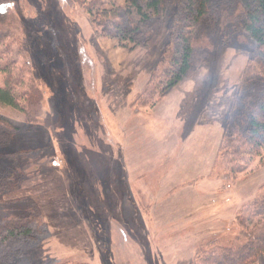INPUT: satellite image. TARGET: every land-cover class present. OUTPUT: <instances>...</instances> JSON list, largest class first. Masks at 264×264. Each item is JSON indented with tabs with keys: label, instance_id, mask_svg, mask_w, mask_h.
Here are the masks:
<instances>
[{
	"label": "rangeland",
	"instance_id": "1",
	"mask_svg": "<svg viewBox=\"0 0 264 264\" xmlns=\"http://www.w3.org/2000/svg\"><path fill=\"white\" fill-rule=\"evenodd\" d=\"M6 1L0 62H27L43 92L34 112L0 102L17 129L2 151L15 173L0 179V220L36 215L11 264H198L241 234L264 158L238 172L218 148L256 45L226 30L222 6L244 0L214 1L200 21L189 0ZM207 34L178 78L173 59Z\"/></svg>",
	"mask_w": 264,
	"mask_h": 264
},
{
	"label": "trees",
	"instance_id": "2",
	"mask_svg": "<svg viewBox=\"0 0 264 264\" xmlns=\"http://www.w3.org/2000/svg\"><path fill=\"white\" fill-rule=\"evenodd\" d=\"M133 1L139 2V0ZM149 1L157 8L165 2L164 0ZM214 1L217 2V0H189L190 8L193 5L196 7L197 20L200 21L207 15L210 4ZM7 2L0 0V16L2 17H6L8 12ZM90 3L92 4L91 1L87 2L88 7L91 6ZM221 6L217 3L213 9L215 12L220 11ZM222 7H225L222 16L227 26L226 30L228 28L239 30L241 27L256 42L251 50L253 55L251 54L249 65L244 71L228 114L218 148L220 155L225 153L224 160H226L227 168L240 165L241 168H238L240 172L248 168L254 161L253 158L257 156L264 158V0H244L240 5L231 2ZM217 24L216 18L213 23H209L207 29L211 31ZM1 31L0 27V40ZM202 38L195 44L188 43L187 39L183 46L181 60L173 59L172 62L177 67L174 73L178 78L187 74L192 67L190 63L192 55L197 53L200 47L210 43V34ZM17 61L18 59L14 57L6 59L4 65L0 62V72L5 74V78H2L0 83V102L13 108L24 109L21 102L28 100L30 111L34 112L43 102V92L35 83L28 63H24L18 69L14 67L17 66ZM13 130L17 129L11 122L0 116V179L12 178L15 173L14 162L5 160L6 154L2 152L6 150L4 147L12 141L13 135L10 132ZM1 187L2 183H0V189ZM18 211L20 214L10 218L6 224L3 223L4 220H0V264L13 263L20 254L27 237L31 235L28 224L32 218H36L34 209L30 207L18 209ZM247 214L246 217L238 215L241 234L228 243L214 241L209 249H202L197 256L198 264H260V259L264 261V226L259 225L264 218V192L252 202ZM256 221L255 225L252 224Z\"/></svg>",
	"mask_w": 264,
	"mask_h": 264
},
{
	"label": "bare ground",
	"instance_id": "3",
	"mask_svg": "<svg viewBox=\"0 0 264 264\" xmlns=\"http://www.w3.org/2000/svg\"><path fill=\"white\" fill-rule=\"evenodd\" d=\"M71 123H72V125H71V130L70 131L77 132V134H75V135L73 134V137L74 138H78L79 137V135H78V126L79 125H78V123L74 122L73 120L71 121ZM94 141L95 142H99V141H101V139L97 135H95ZM97 167H99V166H97Z\"/></svg>",
	"mask_w": 264,
	"mask_h": 264
}]
</instances>
